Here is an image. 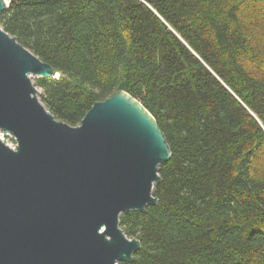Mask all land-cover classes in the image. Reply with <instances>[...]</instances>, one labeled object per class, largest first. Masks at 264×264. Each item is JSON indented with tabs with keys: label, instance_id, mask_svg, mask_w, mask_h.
I'll return each instance as SVG.
<instances>
[{
	"label": "trees",
	"instance_id": "obj_1",
	"mask_svg": "<svg viewBox=\"0 0 264 264\" xmlns=\"http://www.w3.org/2000/svg\"><path fill=\"white\" fill-rule=\"evenodd\" d=\"M9 1L1 27L58 74L35 81L51 113L76 126L124 90L165 134L118 264H264V0Z\"/></svg>",
	"mask_w": 264,
	"mask_h": 264
},
{
	"label": "water",
	"instance_id": "obj_2",
	"mask_svg": "<svg viewBox=\"0 0 264 264\" xmlns=\"http://www.w3.org/2000/svg\"><path fill=\"white\" fill-rule=\"evenodd\" d=\"M10 6L0 0V14ZM31 76L58 74L0 27V264L131 263L140 241L119 217L158 202L165 134L124 90L71 126L41 103Z\"/></svg>",
	"mask_w": 264,
	"mask_h": 264
},
{
	"label": "rangeland",
	"instance_id": "obj_3",
	"mask_svg": "<svg viewBox=\"0 0 264 264\" xmlns=\"http://www.w3.org/2000/svg\"><path fill=\"white\" fill-rule=\"evenodd\" d=\"M0 27H1V25H0ZM1 28H2V27H1ZM37 78H38V77H36V76H31V80H32L33 84H35V81L37 80ZM36 88H37V90H38V94H37V96H38L39 100L41 101V103L43 104V102H42V100H41L42 90H41V88L38 87V86H36ZM43 105H44V104H43ZM44 106H45V105H44ZM5 143H6L8 146H10V147H14V145H15V140H14L13 137L9 136V137L5 140ZM130 238H133V237H130Z\"/></svg>",
	"mask_w": 264,
	"mask_h": 264
}]
</instances>
